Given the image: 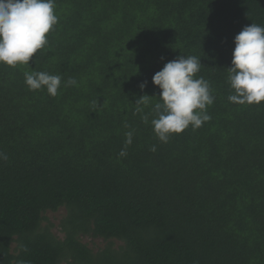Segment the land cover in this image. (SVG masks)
<instances>
[{
    "label": "trees",
    "instance_id": "obj_1",
    "mask_svg": "<svg viewBox=\"0 0 264 264\" xmlns=\"http://www.w3.org/2000/svg\"><path fill=\"white\" fill-rule=\"evenodd\" d=\"M55 12L29 65L0 64V264H264V104L229 102L227 70L235 36L264 26V0H56ZM181 55L201 59L215 100L209 121L163 143L153 76ZM33 70L77 84L32 91ZM62 208L60 238L43 223Z\"/></svg>",
    "mask_w": 264,
    "mask_h": 264
},
{
    "label": "clouds",
    "instance_id": "obj_2",
    "mask_svg": "<svg viewBox=\"0 0 264 264\" xmlns=\"http://www.w3.org/2000/svg\"><path fill=\"white\" fill-rule=\"evenodd\" d=\"M56 0H0V64L10 67L29 65V62L48 45V34L58 24ZM232 66L228 80L234 94L228 96L238 105L264 104V26L251 23L234 38ZM202 64L196 56L181 55L167 62L153 76L160 90L159 102L153 106L155 117L151 120L159 141L167 143L171 136L182 134L190 126L200 128L211 119L207 107L214 103L211 85L203 77L196 78ZM25 84L32 91L44 90L53 97L64 87L75 86L77 81H67L59 74L45 71L25 72ZM146 84H141L143 91ZM153 97L143 95L135 105L151 104ZM147 122V117H145ZM133 132L126 133V145H131ZM150 151L155 152L152 146ZM121 157L127 155L121 150ZM8 156L0 152V160Z\"/></svg>",
    "mask_w": 264,
    "mask_h": 264
},
{
    "label": "rangeland",
    "instance_id": "obj_3",
    "mask_svg": "<svg viewBox=\"0 0 264 264\" xmlns=\"http://www.w3.org/2000/svg\"><path fill=\"white\" fill-rule=\"evenodd\" d=\"M65 214H66V211L64 208L56 212L49 211L45 214L47 219L44 221L43 225L52 224L51 228H52L53 233L57 235L58 237L63 238L64 233L61 230L60 222L65 216ZM82 240L83 242L87 243L91 248H93L95 251L100 250L101 248L107 245V241H105L102 238H93L91 236H84ZM120 244H122V242H116L117 246Z\"/></svg>",
    "mask_w": 264,
    "mask_h": 264
}]
</instances>
